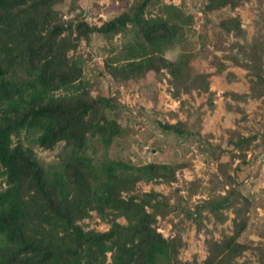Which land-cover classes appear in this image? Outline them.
<instances>
[{
    "label": "trees",
    "instance_id": "16d2710c",
    "mask_svg": "<svg viewBox=\"0 0 264 264\" xmlns=\"http://www.w3.org/2000/svg\"><path fill=\"white\" fill-rule=\"evenodd\" d=\"M65 1L0 0V264H237L246 251L256 256V264H264V242L243 239L260 204L243 194L238 179L240 166L247 163L244 144L255 136L226 129V144L241 162L234 167L233 160L217 163L208 186L196 177L173 188L188 164L134 165L110 158L108 150L121 138L123 106L116 96H93L94 82L71 83L66 76L70 67L85 66L76 53L81 42L104 40L106 56L98 75L124 85L153 73L179 102L178 111L167 113L174 122L158 121V127L176 137L210 138L212 134L201 135L204 113L196 123L189 113L180 119L182 96L206 94L212 111L210 78L226 71L227 79L234 80L227 69L239 67L248 92L224 95L236 104L264 97V15L248 37L240 16L232 12L251 0H205V19L227 12L209 37L195 34L193 17L162 0H113L124 10L100 25L87 21L78 0H69L65 12L58 10ZM255 1L264 6V0ZM170 50H177L176 57L166 56ZM195 58L208 61L214 70L194 72ZM22 132L34 134V143L44 150L63 143L58 162L44 168L34 150L18 139ZM95 143L102 149L99 156L89 153ZM138 183L165 184L170 190L140 192ZM91 212L108 225L106 231L79 223ZM170 214L190 220L196 233L204 235L203 260L195 255L182 260L181 234L165 237L158 231L157 222ZM121 218L125 224L118 222ZM227 221L231 232L220 238L207 227Z\"/></svg>",
    "mask_w": 264,
    "mask_h": 264
},
{
    "label": "rangeland",
    "instance_id": "374dc122",
    "mask_svg": "<svg viewBox=\"0 0 264 264\" xmlns=\"http://www.w3.org/2000/svg\"><path fill=\"white\" fill-rule=\"evenodd\" d=\"M162 2L178 6L185 14L191 15L194 22L192 29L195 34L203 33L209 37H213L217 21L227 14L226 11H220L208 15L205 19L202 14L205 0H162ZM69 5V0H67L59 4L57 9L65 12ZM78 5L85 11L87 21L96 25H100L101 21L108 20L124 10L123 4L113 0H78ZM154 13L155 10L152 11V15ZM234 13L240 16L242 28L246 31L247 36L251 37L256 31L255 23L264 15V6L251 0L237 7L232 12V14ZM73 14L71 13V15ZM196 40V37L192 39L195 49L198 48ZM106 48L104 40L96 38L92 39L88 45L81 42L76 53L85 59V66L70 67L66 76L71 83L81 79L94 82L91 90L93 96L97 93L116 96L120 105L123 106L119 114L121 138L116 140L108 150L109 157L134 165L148 162H186L188 166L178 172V181L172 187H182L185 182L196 177H202L204 185L208 186L210 185L208 174L216 170L217 163L233 160L234 167L242 159L237 151H230L231 146L226 144L228 135L225 130L237 129L245 137L255 136L252 143L244 144L245 152L243 154L246 155L247 163L240 166L238 179L242 181L243 194L253 198L260 204V207L252 214V226L243 239H249L254 243L264 242V142L262 141L264 139V97L260 100H248L246 103L236 104L235 101L224 95L229 91L248 92L249 84L245 77V71L239 67H230L227 71L235 73H233L236 76L234 80L227 79L226 71L210 78L209 89L214 92L212 111H209L207 107L206 94L198 96L193 92L192 97L182 96L185 104L182 111L179 112L180 119L184 120L189 113L192 115L190 122L196 123L198 114L204 113L200 120L201 135L212 134L210 138H182L162 131L157 125L158 121L163 122L164 120L173 123L174 120L169 118L167 113L169 111L176 112L179 109V102L173 100L168 94L166 81L157 82L155 75L148 73L145 78L138 81H129L124 85L114 84L108 76L98 75L102 70ZM176 55L177 50H170L166 54L168 58H174ZM191 66L194 72L214 70L208 61L198 58L192 60ZM34 137L35 135L32 133L22 132L18 139L25 146L34 150L39 163L44 168L55 165L63 153V143H59L52 150H44L34 143ZM14 141L17 142V139L14 138ZM92 150L97 151L98 156L102 152L98 143L91 145L89 153ZM0 182H2L1 177ZM137 188L140 192L152 189L163 194H167L170 190L165 184L138 183ZM181 193L184 194L183 191ZM229 217H232L230 213ZM118 222L125 224L122 218ZM79 223L84 229L98 231L108 229V225L100 222L94 212H91L89 219ZM173 224L175 225L173 226ZM157 227L165 237L173 236L175 233L181 234L185 242L179 255L182 260L191 261L193 255L196 256L197 261L205 258L204 235L196 233L190 220L170 214L166 219L159 220ZM207 227L211 229L215 238H220L222 234L231 232L230 221L222 225L207 224ZM256 263V256L250 251H246L241 258L237 259V264Z\"/></svg>",
    "mask_w": 264,
    "mask_h": 264
},
{
    "label": "crops",
    "instance_id": "0c3cea01",
    "mask_svg": "<svg viewBox=\"0 0 264 264\" xmlns=\"http://www.w3.org/2000/svg\"><path fill=\"white\" fill-rule=\"evenodd\" d=\"M233 71V70H232ZM234 73V72H233ZM235 74V73H234ZM214 77V76H213Z\"/></svg>",
    "mask_w": 264,
    "mask_h": 264
}]
</instances>
